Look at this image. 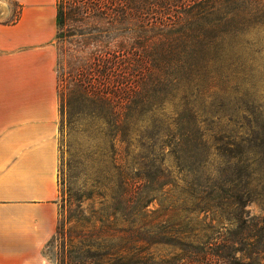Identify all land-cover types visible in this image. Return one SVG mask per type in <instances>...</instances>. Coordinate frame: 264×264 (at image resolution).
I'll return each mask as SVG.
<instances>
[{
	"label": "trees",
	"instance_id": "1",
	"mask_svg": "<svg viewBox=\"0 0 264 264\" xmlns=\"http://www.w3.org/2000/svg\"><path fill=\"white\" fill-rule=\"evenodd\" d=\"M55 9L60 131L82 138L80 153L120 188L102 195L104 216L59 264H264V215L246 209L248 164L232 154L213 164L231 146L213 147L215 135L169 108L167 94L206 48L240 25L264 26V0H55ZM158 95L162 106L150 108Z\"/></svg>",
	"mask_w": 264,
	"mask_h": 264
},
{
	"label": "crops",
	"instance_id": "2",
	"mask_svg": "<svg viewBox=\"0 0 264 264\" xmlns=\"http://www.w3.org/2000/svg\"><path fill=\"white\" fill-rule=\"evenodd\" d=\"M55 12L0 0V264H56L44 251L58 223Z\"/></svg>",
	"mask_w": 264,
	"mask_h": 264
},
{
	"label": "rangeland",
	"instance_id": "3",
	"mask_svg": "<svg viewBox=\"0 0 264 264\" xmlns=\"http://www.w3.org/2000/svg\"><path fill=\"white\" fill-rule=\"evenodd\" d=\"M12 5L14 15L9 19L14 20L18 17L20 5ZM227 35L222 44L206 48L207 52L199 65L196 64L192 72L178 82L179 90L168 91L169 96L175 95L169 108H183L199 120L207 132L215 135L210 138L213 147H220L221 144L231 146L226 149V157H217L213 164L217 165L231 154V160L239 157L248 164V172H251L249 181L251 187L255 186V191L254 199L246 209L252 215L263 216L264 168L259 165L264 160V147H255L254 142H258L260 125H264V26L250 22ZM48 44L54 55L56 86V56L61 42L54 34ZM159 105L162 106L160 95L153 98L149 107L158 109ZM59 124L60 117L57 131L58 223L56 233L44 250L56 264H59L70 240L78 232H91L98 224L97 218L104 216L107 208L102 195L114 194L120 189L115 174L99 171L104 165L100 161L97 165L92 161L96 156L93 157L89 151L80 153L79 146L83 139L77 136L68 138L60 131ZM218 137L227 143L215 140ZM231 150H234L233 153H230ZM201 157L204 158L203 154H199L200 160ZM241 180L244 183L243 177ZM159 207L158 200L148 206L150 210ZM223 214L229 217L228 212ZM207 215L208 219L215 218L212 213ZM156 252L164 255L167 248L158 247Z\"/></svg>",
	"mask_w": 264,
	"mask_h": 264
}]
</instances>
